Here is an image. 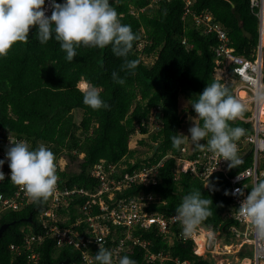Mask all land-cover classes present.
<instances>
[{
  "label": "trees",
  "instance_id": "16d2710c",
  "mask_svg": "<svg viewBox=\"0 0 264 264\" xmlns=\"http://www.w3.org/2000/svg\"><path fill=\"white\" fill-rule=\"evenodd\" d=\"M151 1L109 0L118 12L120 22L131 25L133 33L138 36L127 57L128 60L139 61L131 71L121 70L125 58L117 57L111 44L104 48L81 44L76 48V57L69 62L60 42L55 39L54 25L52 38L43 44L37 38V29L32 28L27 43L18 42L6 56H0V128L25 138L30 150H36L43 144L55 154L56 159L65 157L68 161L66 172L59 173V176L60 186L66 187L90 189L95 186L96 181L87 176V170L100 159L116 163L122 158L126 161L134 158L135 162H128L126 168L131 171L141 167V163L154 164L170 155L163 160L155 186L134 187L122 195H131L141 189L145 193H152L161 201L153 209L171 215L177 212L186 195L200 190L204 197L213 202L211 215L202 223L213 228L219 224L228 225L233 220L222 219L225 206L230 202L227 175L250 166L252 154L233 168L229 167L230 162L227 161L228 174H213L205 188L203 181L192 174H181L178 179L174 178V157L182 154L181 148L186 146L187 153L184 155L189 158L196 156L200 148L186 139L179 147H174L171 137L182 133L183 121L188 113L187 109H179L180 94L192 105L207 85L218 82L212 75L215 60L212 47L217 40L214 34H204L197 28L192 15L209 11L214 21L227 31L235 53L246 56L251 55L257 44V17L250 9L249 0H192L191 12L185 17L183 0ZM241 25L251 34V39L243 36ZM183 39L192 47H186ZM114 71L125 80L123 85L113 80ZM82 81L91 82L100 91L101 99L109 105L107 109H92L84 104L83 94L78 87ZM225 87L234 96L233 86ZM75 110L81 112L78 122L74 117ZM189 112L195 113L192 106ZM248 115L245 110L243 116ZM228 123L233 128H244L245 133L252 131L249 123L239 119ZM198 124L203 125L199 118ZM4 138L0 139V148ZM133 141L139 148H147V152H139L145 156L139 157L138 150L131 149ZM199 143L207 145V142ZM246 150L238 151V158ZM80 153H83L82 158L78 157ZM72 163L76 164L74 171L70 170ZM8 180L0 181V194L5 196L12 194L17 187ZM48 201H33L18 211L2 215L0 226H9L0 237V264H33L27 257L10 252L9 245L21 244L26 234L38 230L35 218ZM77 203L68 208L71 221ZM29 216L33 223L25 221ZM179 230V226L173 228L176 233ZM136 234L150 243L147 247L150 252L163 250L171 258L189 261V264H215L210 254L205 257L194 255L191 241L177 240L172 246H167L154 228ZM229 235H225L224 241H228ZM109 241L110 238L107 243ZM54 245L53 239L45 238L35 250L39 254L37 264L63 260H68L67 264H79V251ZM108 245L103 246L109 249ZM129 248L130 252L122 256H128L137 264H177L170 259L146 262L143 260L144 249L131 244ZM98 250L96 247L90 248L95 255Z\"/></svg>",
  "mask_w": 264,
  "mask_h": 264
},
{
  "label": "built area",
  "instance_id": "2783aa9c",
  "mask_svg": "<svg viewBox=\"0 0 264 264\" xmlns=\"http://www.w3.org/2000/svg\"><path fill=\"white\" fill-rule=\"evenodd\" d=\"M183 1L186 9L185 17L191 12L193 1ZM55 2L64 3L57 0ZM249 4L258 20L257 44L250 56L235 53V49L230 45L227 31L220 23L214 21L209 11L203 10L193 14L192 19L193 24L204 34H214L217 40L216 45L212 47V52L215 54L213 78L224 87L232 85L234 97L249 113L248 116L238 119L250 123L252 131L245 133L235 143L238 151L251 149V164L236 174L227 175V161L218 153L209 151L207 145L204 149H199L192 158L184 155L187 153L185 146L181 148L182 154L174 157L173 170L175 179L181 174H192L203 181L205 188L213 174L219 172L226 174L230 184V202L225 206L222 219H232L233 223L225 226L219 224L216 228L200 223L191 234H185L178 213L167 215L152 210L154 205L160 203L159 198L154 194L145 193L141 189L131 195H122L124 191L134 187L138 189L140 186L142 188L155 186L159 181V169L163 166V160L170 155L154 164L141 163V167L131 171L126 168L128 162L130 164L135 162L134 158H129L127 161L122 158L116 163L100 159L87 170L88 177L96 181V185L90 189L60 186L59 173L66 170L68 161L65 157L59 156L56 159L59 180L54 194L48 198L46 207L36 216L35 227L38 230L26 234L21 244H10V252L23 255L33 264H37L39 254L35 250L46 237H49L54 240L55 247H72L79 251V264H98L94 259L95 252L90 251V248H99L98 241L103 245L109 244L108 250L113 253V264H119L122 255L130 252V244L145 250L143 260L146 262L151 263L155 260L163 262L170 259L177 264H189L188 261L172 259L161 250L158 252L148 250L150 243L141 239L136 232L154 228L168 243H172L174 239L182 242L192 241V252L201 256L210 254L215 259V264H230L228 259L233 256L234 264H264V237L258 236L250 221L239 214L242 200L258 179L264 178V122L260 120L264 103V0H249ZM45 10L46 15L50 17L51 0L45 1ZM182 42L186 43L185 39ZM186 47L192 46L186 43ZM2 137L5 138L0 148V160L5 162L0 167V171L10 180V161L6 156L7 150L11 147L10 141L23 140L27 143L28 141L0 128V139ZM72 154H75V151H72ZM82 157L83 153H80L79 158ZM236 189H241L244 195L234 194ZM31 202L33 200L20 186H17L10 195L0 194V220L3 214L18 211ZM76 202L78 203L75 205V216L71 221L68 208ZM176 226L180 227L178 233L173 231ZM226 232L230 234L228 241H224ZM197 237H202L200 247ZM108 238L110 241L107 243ZM245 243L252 245L254 250L250 259L236 255Z\"/></svg>",
  "mask_w": 264,
  "mask_h": 264
},
{
  "label": "clouds",
  "instance_id": "9594fccd",
  "mask_svg": "<svg viewBox=\"0 0 264 264\" xmlns=\"http://www.w3.org/2000/svg\"><path fill=\"white\" fill-rule=\"evenodd\" d=\"M154 1L152 0L151 3ZM51 8L49 17L46 15L45 0H0V56H6L12 46L18 42L27 43L30 30L34 27L37 29L39 41L42 44L46 43L52 38L54 25L55 39L60 42V47L66 52V59L69 62L76 57V48L81 44L99 48L111 44L113 53L117 57L125 58L121 66L122 71H131L138 66V60L127 59L133 41L138 39V36L133 33L131 25L120 22V16L110 5L109 0H65L63 4L51 0ZM112 78L118 84L125 83L115 71L112 73ZM78 87L83 94L85 105L92 109L109 107L101 99L100 91L91 82L83 81ZM191 106L197 114L196 118L203 121L202 126L194 122L189 129L190 139L194 145L204 149L205 145L199 142L211 134L207 140V149L229 161L230 168L239 165L241 160L237 156L238 147L235 141L239 140L246 130L242 127H230L228 122L241 118L245 106L218 82L207 85ZM186 137L189 136L182 133L172 136L173 146L179 147L185 142ZM10 143L11 147L6 154L7 160L10 161V180L23 188L26 195L34 202L46 201L54 194L60 177L57 175L55 154L43 144L36 150H30L28 143L23 140L10 141ZM4 162L0 160V167ZM4 179L5 174L0 171V181ZM236 193L244 195L241 189H236L234 194ZM212 204V200L204 197L200 190H194L183 198L177 212L174 213H178L185 234H191L200 223L207 226L202 221L211 215ZM153 207L152 210H157ZM239 214L250 221L258 236L264 237V179H258L242 200ZM175 241L177 239L172 243L164 240V243L172 246ZM98 244L99 250L94 257L95 261L98 264H113V253L99 241ZM165 254L170 257L168 253ZM119 264H137V262L124 256L119 259Z\"/></svg>",
  "mask_w": 264,
  "mask_h": 264
},
{
  "label": "rangeland",
  "instance_id": "374dc122",
  "mask_svg": "<svg viewBox=\"0 0 264 264\" xmlns=\"http://www.w3.org/2000/svg\"><path fill=\"white\" fill-rule=\"evenodd\" d=\"M143 58H146L144 55L142 56ZM148 58V57H147ZM148 61V60H147ZM181 95V97L179 98V109L180 110H184V109H187L188 111V113L186 114V118L184 119V121H183V127H182V129H181V132H182V134H184V135H186V136H189V137H186L185 139L186 140H190L191 141V139H190V132H189V129H190V127H192L193 126V123L195 122V123H197L198 124V118H196L197 117V114L196 113H194V114H191L190 112H189V110H190V107H191V104H190V102H188L185 98H184V96L182 95V94H180ZM184 114V113H183ZM74 117H75V119L77 120V122L80 120V117H81V112L79 111V110H75L74 111ZM195 119V120H194ZM153 123H154V121H153ZM154 126L156 127L157 126V124L156 123H154ZM151 131H154V129L153 130H151ZM210 137V136H209ZM209 137H206L204 140H202V141H200V142H207V140L209 139ZM131 147H133L134 149H136V150H138L137 151V153H138V156L139 157H142V156H145L144 154H142V153H139V152H147V148H145V147H143V146H141L140 148L137 146V143H135V141H133L132 143H131ZM67 168V167H66ZM70 170L71 171H74V170H76V164H74V163H72V165L70 166ZM261 179H264V178H261ZM202 237H197V241H198V244H199V247L201 246V239ZM221 239H222V236L220 237ZM248 245V246H247ZM248 249V250H247ZM253 254H254V250H253V247H252V245H249V244H247V243H245L244 245H243V247H242V249L240 250V252H238L236 255L237 256H239L240 258H244V259H250V258H252L253 257ZM234 257V256H233ZM233 257H230L228 260H229V263L230 264H234L235 262H234V258Z\"/></svg>",
  "mask_w": 264,
  "mask_h": 264
},
{
  "label": "water",
  "instance_id": "95a60500",
  "mask_svg": "<svg viewBox=\"0 0 264 264\" xmlns=\"http://www.w3.org/2000/svg\"><path fill=\"white\" fill-rule=\"evenodd\" d=\"M240 29H241L244 37H246L247 39H251V34L244 29L243 25L240 26ZM250 153H251V150L248 149L239 159L242 161L243 159L248 157ZM25 221L32 223L31 216H29ZM8 226H9V224H2L0 226V237H1L2 233L8 228ZM67 263H68V260H63V261H60L57 263H48V264H67Z\"/></svg>",
  "mask_w": 264,
  "mask_h": 264
},
{
  "label": "bare ground",
  "instance_id": "6f19581e",
  "mask_svg": "<svg viewBox=\"0 0 264 264\" xmlns=\"http://www.w3.org/2000/svg\"><path fill=\"white\" fill-rule=\"evenodd\" d=\"M83 82V81H82ZM162 112V111H161ZM260 120L264 122V103L262 104L261 114H260ZM151 135V134H150ZM246 150V149H245ZM243 151V150H242ZM242 153V152H241ZM140 162V161H139ZM147 162V160H146ZM197 179V178H196ZM7 181V180H6ZM9 181V180H8ZM3 184V183H2ZM82 187V186H81ZM7 189V188H6ZM12 192V191H10ZM9 193V192H8ZM2 220V219H1ZM228 223V222H227ZM138 232V231H137ZM22 242V241H21ZM46 246V245H45ZM248 246V245H247ZM248 250V249H247ZM23 259V258H22ZM78 263V262H77Z\"/></svg>",
  "mask_w": 264,
  "mask_h": 264
}]
</instances>
